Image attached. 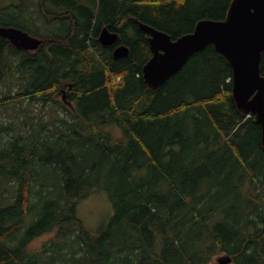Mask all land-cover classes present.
<instances>
[{
  "label": "trees",
  "instance_id": "1",
  "mask_svg": "<svg viewBox=\"0 0 264 264\" xmlns=\"http://www.w3.org/2000/svg\"><path fill=\"white\" fill-rule=\"evenodd\" d=\"M230 2L62 0L60 17L0 18L47 39L0 37V264H264L262 129L235 105L228 59L211 44L158 89L143 78L139 20L176 39ZM98 189L114 212L94 232L77 206Z\"/></svg>",
  "mask_w": 264,
  "mask_h": 264
},
{
  "label": "water",
  "instance_id": "2",
  "mask_svg": "<svg viewBox=\"0 0 264 264\" xmlns=\"http://www.w3.org/2000/svg\"><path fill=\"white\" fill-rule=\"evenodd\" d=\"M148 34L152 56L143 67V78L151 89H158L179 71L189 58L209 45L226 56L233 70L232 97L237 109L254 115L261 125V147L264 149V75L261 59L264 51V0H231L225 18H202L191 32L174 39L168 32L143 21H138ZM0 35L12 40L18 47L37 49L41 40L14 27L0 26ZM119 34L103 27L99 39L104 45H113ZM21 38V45L15 42ZM130 49L125 44L114 50L116 57L127 56ZM64 98L66 95L64 93ZM229 254L219 255L208 264H231Z\"/></svg>",
  "mask_w": 264,
  "mask_h": 264
},
{
  "label": "flooded vegetation",
  "instance_id": "3",
  "mask_svg": "<svg viewBox=\"0 0 264 264\" xmlns=\"http://www.w3.org/2000/svg\"><path fill=\"white\" fill-rule=\"evenodd\" d=\"M61 1L62 0H0V18L4 19V22L7 20L18 21V20H22L21 16L25 14H29L31 12L42 17H46V16L60 17ZM52 2H55L54 6L52 5ZM0 25L20 29L23 32L28 33L29 35L38 38L39 40H41V44L39 47H41L47 41L45 37H42L39 34L32 32L30 30H26L25 28H23L18 24L5 25L0 23ZM0 37L6 38L1 35ZM6 39L17 50L34 51L32 49L18 47L12 40H10L9 38ZM15 42L21 45L22 39L16 38Z\"/></svg>",
  "mask_w": 264,
  "mask_h": 264
},
{
  "label": "rangeland",
  "instance_id": "4",
  "mask_svg": "<svg viewBox=\"0 0 264 264\" xmlns=\"http://www.w3.org/2000/svg\"><path fill=\"white\" fill-rule=\"evenodd\" d=\"M0 117H3V113L1 112ZM113 212L112 202L108 192L104 189L94 191L89 197L81 200L77 206L78 217L88 229L94 232L107 227ZM52 235L53 233H47L38 237L32 242V246H41Z\"/></svg>",
  "mask_w": 264,
  "mask_h": 264
},
{
  "label": "bare ground",
  "instance_id": "5",
  "mask_svg": "<svg viewBox=\"0 0 264 264\" xmlns=\"http://www.w3.org/2000/svg\"><path fill=\"white\" fill-rule=\"evenodd\" d=\"M147 34V33H146ZM147 38H148V34H147ZM100 41V40H99ZM100 43H101V41H100ZM102 44V43H101ZM103 46H111V45H104V44H102Z\"/></svg>",
  "mask_w": 264,
  "mask_h": 264
}]
</instances>
